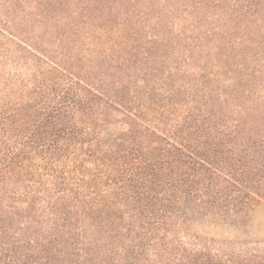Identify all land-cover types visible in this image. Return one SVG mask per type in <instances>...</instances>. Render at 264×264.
<instances>
[{
  "label": "trees",
  "instance_id": "16d2710c",
  "mask_svg": "<svg viewBox=\"0 0 264 264\" xmlns=\"http://www.w3.org/2000/svg\"><path fill=\"white\" fill-rule=\"evenodd\" d=\"M110 3L40 0V43L0 21L2 71L40 64L16 101L0 74V264H264L196 233L264 202V0L173 32Z\"/></svg>",
  "mask_w": 264,
  "mask_h": 264
},
{
  "label": "rangeland",
  "instance_id": "374dc122",
  "mask_svg": "<svg viewBox=\"0 0 264 264\" xmlns=\"http://www.w3.org/2000/svg\"><path fill=\"white\" fill-rule=\"evenodd\" d=\"M61 1L58 0V3L60 4ZM104 1L110 3V1L113 2L114 0ZM123 1H125V5L118 4L115 7L116 16L125 18V16L131 14L133 16V19L129 20L131 22H135L139 16L146 12L154 11L150 24L153 23L156 14H160L163 16L161 23L165 30L173 32L171 30V25L174 23L173 20L180 18L182 21H186L185 19L187 18V15H181L180 9L182 8L181 4L183 0H141L137 6H135L136 4L133 0ZM7 2L13 5L8 6ZM141 2H144V4ZM107 6H109L108 4L105 7L109 9ZM38 10H40V0H0V21H9L12 25L22 22L24 28H21L23 30L20 29L21 33L23 31L22 34L24 36H27V38L30 36V38L40 43V36L42 38L44 36L40 30V22H36L37 20L40 21V18L34 19L30 15L36 13ZM71 10L69 9L68 12ZM59 14L61 15L62 12H59ZM63 16L66 17V14ZM187 25L188 23L185 26ZM141 28L142 30L146 29L145 26ZM174 32L176 33L177 31ZM182 51H184V48H182ZM0 63L2 62L0 61ZM38 67L40 68L39 62L33 61L32 58L30 60L28 56H21L16 47L11 48L7 56L5 71H2V67L0 66V74L4 73L6 78L11 81L12 88L10 90L14 101L17 98L24 97L23 91L29 84L35 69ZM196 233H199L207 241L219 243L215 247L217 250H229L235 252L237 255L246 253L247 256L249 255V257L253 258L258 256L264 257V202L236 224L214 223L210 221L196 228Z\"/></svg>",
  "mask_w": 264,
  "mask_h": 264
}]
</instances>
